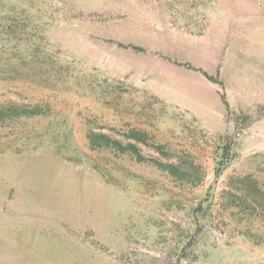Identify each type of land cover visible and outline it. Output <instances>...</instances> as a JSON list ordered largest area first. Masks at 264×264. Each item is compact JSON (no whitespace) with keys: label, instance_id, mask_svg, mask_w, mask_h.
I'll return each mask as SVG.
<instances>
[{"label":"rangeland","instance_id":"374dc122","mask_svg":"<svg viewBox=\"0 0 264 264\" xmlns=\"http://www.w3.org/2000/svg\"><path fill=\"white\" fill-rule=\"evenodd\" d=\"M10 104L45 112L0 125V264H264L242 235L264 224L225 193L264 185V0H0ZM132 129L166 153L138 143L145 157L190 154L204 181L88 138ZM220 135L237 154L216 179Z\"/></svg>","mask_w":264,"mask_h":264},{"label":"trees","instance_id":"16d2710c","mask_svg":"<svg viewBox=\"0 0 264 264\" xmlns=\"http://www.w3.org/2000/svg\"><path fill=\"white\" fill-rule=\"evenodd\" d=\"M211 80L215 79L211 78ZM44 112V109L39 105L33 107L18 104L1 106L0 125L22 117L42 115ZM88 138L93 148L106 147L113 148L124 154L130 153L138 162H151L154 166L169 173L178 181L198 186L205 179L206 175L203 167L198 164L190 154L177 156L176 163L163 162L156 158L145 157L141 153L137 145L138 143L144 144L147 147H152L163 155L166 154L162 145H156L150 142V136L147 132L132 129L127 133L126 138L134 142H129L127 145L103 133L91 132ZM236 154V143L232 141L228 135H220L215 151L216 179L220 178L229 168ZM229 186H231L230 191H225V193L231 197V204L239 208L237 214L244 213L248 217L250 223L252 219H258L260 223L264 224V185L262 182L258 178H255L253 174H248L231 178ZM210 194L211 191H209L207 195ZM196 211L198 213L202 212V215H205L202 207H198ZM234 215L236 216V213H234ZM242 235L257 246H264V233L246 227V229H243ZM183 258H185V255H180L177 263L169 264H181Z\"/></svg>","mask_w":264,"mask_h":264}]
</instances>
